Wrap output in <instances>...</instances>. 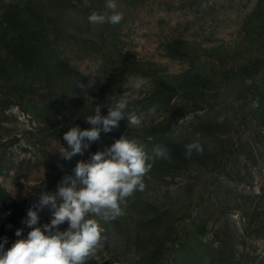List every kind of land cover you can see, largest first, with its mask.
I'll use <instances>...</instances> for the list:
<instances>
[{"label": "rangeland", "instance_id": "1", "mask_svg": "<svg viewBox=\"0 0 264 264\" xmlns=\"http://www.w3.org/2000/svg\"><path fill=\"white\" fill-rule=\"evenodd\" d=\"M117 3L112 25L88 20L106 0H0V242L26 239L41 191L125 136L171 162L150 161L145 190L100 221L106 239L86 264H264V0ZM125 90L142 125L125 117L63 159L64 133L90 129ZM197 140L203 153L186 158ZM37 211V226L51 222L50 205Z\"/></svg>", "mask_w": 264, "mask_h": 264}, {"label": "clouds", "instance_id": "2", "mask_svg": "<svg viewBox=\"0 0 264 264\" xmlns=\"http://www.w3.org/2000/svg\"><path fill=\"white\" fill-rule=\"evenodd\" d=\"M105 7L108 12H92L89 22L117 25L123 20L117 0H106ZM147 83L146 78L137 76L130 79L128 86L139 91ZM135 100L136 96L125 90L118 99L106 105L107 115H102L101 107L96 106L94 115L86 118L92 125L90 129L81 130L77 126L64 133L67 148L60 147L61 157L71 160L77 154L83 155L91 143L100 139L101 131L109 133L118 128L125 117L129 126H141L142 119L134 112L129 114V107ZM193 152L203 153L198 140L185 145L186 158H191ZM154 159L171 162V155L160 145L154 146L149 155L144 145L121 136L104 151L94 153L88 162L78 161L74 175L64 177L55 195L41 191L37 202L27 210L22 221L31 228L27 238L17 239L7 249L8 238H3L0 264H86L106 239L100 221H111L125 214L127 198L145 190V178L153 167L150 161ZM57 196L63 200L59 206ZM49 205L54 209L51 222L37 226L40 219L37 210ZM65 223L67 230L61 231L60 226ZM21 234L22 229H17L15 235L20 237Z\"/></svg>", "mask_w": 264, "mask_h": 264}]
</instances>
